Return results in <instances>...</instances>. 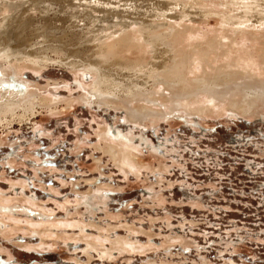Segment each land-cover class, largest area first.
<instances>
[{
  "label": "rangeland",
  "instance_id": "rangeland-1",
  "mask_svg": "<svg viewBox=\"0 0 264 264\" xmlns=\"http://www.w3.org/2000/svg\"><path fill=\"white\" fill-rule=\"evenodd\" d=\"M20 1L27 2H0ZM158 1L106 0L99 6L136 7L152 22L153 13L173 12L155 10ZM196 1L219 16L179 20L213 38L230 1ZM40 6L50 14L61 10L58 17L90 11ZM5 11L1 18L9 16ZM26 12L46 17L31 7ZM50 19L56 18L45 22ZM79 21L72 19L68 28L82 30L86 23ZM3 67L0 91L15 96L17 113L35 104L24 118L0 115V264H264V104L246 116L157 102L149 117L125 95L117 103L97 97L89 72L56 62L21 72ZM113 146L128 153L131 166L119 162L121 154L116 160Z\"/></svg>",
  "mask_w": 264,
  "mask_h": 264
},
{
  "label": "bare ground",
  "instance_id": "bare-ground-1",
  "mask_svg": "<svg viewBox=\"0 0 264 264\" xmlns=\"http://www.w3.org/2000/svg\"><path fill=\"white\" fill-rule=\"evenodd\" d=\"M70 1L0 2V16L3 10L9 13L8 17H0V64L6 68L12 65L21 72L25 68L39 70L56 62L58 65H68L71 69L89 72L96 77L90 87L97 97L117 103L116 99L125 95L128 101L131 98L140 103L137 112L153 113L157 109L152 105L157 102H161L159 106L162 107L164 103L177 101L179 106L187 107L195 113L221 114L225 110H233L253 116L260 105L264 104V0H229L228 12L224 10V17L221 16L224 18L222 30H216L218 34H214L216 36L213 38L195 33L188 22L186 24L179 20L186 19V14L201 19H209L218 14L201 8L196 0L189 5L181 0H160L155 10L164 7L173 9V12L168 16H156L153 13L151 18L156 20L152 22L141 19L140 16L144 14L139 13L136 7H131L133 10H121L105 8L107 4L99 6L106 3V0H91L87 5L73 6ZM119 1L132 3L136 0ZM43 2L50 7L58 3L74 9L83 6L92 12L77 11L78 15L64 12L63 17H58L61 10L50 14L48 8L40 6ZM93 3L98 6L91 8ZM27 7L40 14L45 13L46 17L27 16ZM187 9H195V12H188ZM93 12L104 15L97 17ZM130 15L138 17L131 18V22L125 21ZM50 16L56 19L46 23L45 19ZM72 19H80L86 24L82 30L73 25L68 28ZM189 19L193 18L186 20ZM91 24L97 25L92 27ZM90 25L92 29H88ZM94 27H98L97 34L92 36L95 34ZM91 45L94 46L90 48ZM149 53H153L154 58L160 62H154L155 59L146 61ZM50 54H56L58 58L53 59ZM158 85H164L163 92ZM34 104L31 101L22 105L24 114L20 115L17 109L21 104L15 96L0 91V115L24 118L29 116L25 112L32 110ZM140 115L144 117L142 113ZM112 151L116 160L121 154L119 162L132 165L133 161L126 151L119 152L115 146Z\"/></svg>",
  "mask_w": 264,
  "mask_h": 264
}]
</instances>
